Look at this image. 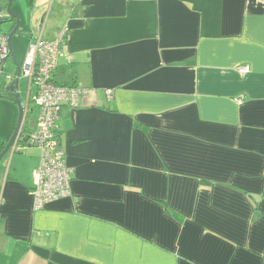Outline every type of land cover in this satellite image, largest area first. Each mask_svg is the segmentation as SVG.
<instances>
[{
	"label": "crops",
	"instance_id": "obj_1",
	"mask_svg": "<svg viewBox=\"0 0 264 264\" xmlns=\"http://www.w3.org/2000/svg\"><path fill=\"white\" fill-rule=\"evenodd\" d=\"M30 4L25 49L65 29L53 77L87 92L56 121L69 194L36 209L0 167V264H264V0Z\"/></svg>",
	"mask_w": 264,
	"mask_h": 264
},
{
	"label": "built area",
	"instance_id": "obj_2",
	"mask_svg": "<svg viewBox=\"0 0 264 264\" xmlns=\"http://www.w3.org/2000/svg\"><path fill=\"white\" fill-rule=\"evenodd\" d=\"M66 30H62L55 39L46 40L40 35H32L24 52L20 74L27 80L28 89L33 91V102L38 107L34 129L29 131L25 140L17 136L9 148L11 153L19 151L23 145L40 149L39 160L32 171L33 186L30 190L34 198V207L41 208L44 203L69 194L71 170L65 162L60 146V135L56 121L64 105L76 106L86 88L69 84H57L52 81L57 67ZM8 53L5 37H0V65ZM249 67L239 66L237 71L245 73ZM1 72V67H0ZM11 73L6 74L10 79ZM107 96L110 90H106ZM21 123L20 130L22 129ZM264 259V251L262 252Z\"/></svg>",
	"mask_w": 264,
	"mask_h": 264
},
{
	"label": "rangeland",
	"instance_id": "obj_3",
	"mask_svg": "<svg viewBox=\"0 0 264 264\" xmlns=\"http://www.w3.org/2000/svg\"><path fill=\"white\" fill-rule=\"evenodd\" d=\"M8 3V0H0V6L5 11V7ZM30 0H11L10 10L18 15L19 17V26L16 32L11 36V50L13 56H9L6 61L2 62L0 67L3 68L2 76H5L6 73H14L16 71L17 65H22L23 54L25 52L26 45V32L21 31L22 24L28 22L30 17ZM50 21H56V18L50 19ZM46 20L44 24L45 27L51 29L53 24ZM46 23H48L46 25ZM12 22L3 23L1 26L2 33H8L11 30ZM41 27V25H40ZM43 27V25H42ZM22 78V77H20ZM20 87H19V97L22 101V104H25L26 100V82L25 79H20ZM29 111L28 116L26 118L28 122V127H32V123L36 120L38 107L31 100L28 103ZM18 118V107L17 104L13 100L5 99L0 96V136L7 140L14 128ZM28 130V129H27ZM25 136V132H23L20 136L21 139ZM40 149L36 146L31 145H23L19 151L11 153L9 150L3 155L0 160V167L6 166V162L11 157V166L13 165H22L24 168V174L26 171L31 178L33 184L32 171L37 165L39 160ZM34 167V168H33ZM33 168V169H32Z\"/></svg>",
	"mask_w": 264,
	"mask_h": 264
},
{
	"label": "water",
	"instance_id": "obj_4",
	"mask_svg": "<svg viewBox=\"0 0 264 264\" xmlns=\"http://www.w3.org/2000/svg\"><path fill=\"white\" fill-rule=\"evenodd\" d=\"M10 5H11V0H8V3L5 7V11L0 6V37H5L6 46L8 48V53L3 61H6L10 55L13 56L10 41H11V36L16 32L19 26V17L17 14H15L14 12L10 10ZM6 22H12L11 30L8 33H2L1 26L3 23H6ZM16 70H17V74H16L14 81H16V78L19 72L18 65H17ZM3 91L6 93H11L13 95L14 102L17 104V107H18V118H17L15 128L11 136L7 139V141L5 142L4 148L0 151V160L3 157V155L9 150L14 139L21 134L20 126H21L23 118L25 117L24 106L22 105L21 99L19 97V91L16 85H13V82H10L7 86L3 88Z\"/></svg>",
	"mask_w": 264,
	"mask_h": 264
},
{
	"label": "flooded vegetation",
	"instance_id": "obj_5",
	"mask_svg": "<svg viewBox=\"0 0 264 264\" xmlns=\"http://www.w3.org/2000/svg\"><path fill=\"white\" fill-rule=\"evenodd\" d=\"M2 62H4V61H2ZM22 62H23V60H22ZM20 67L21 66H19V72H18V76H17V78H16V81H14V79H15V77H16V74H17V70L14 72V73H11L12 74V77L10 78V79H7L6 78V74H8V73H6L5 74V76H2V73H3V68H1V72H0V91H3V88L5 87V86H7L10 82H13V85H16V87H17V89H18V91H19V87H20V79H23V77L21 76V74H20ZM20 77H22V78H20ZM13 100H14V97H13ZM5 142L6 141H4V145H5ZM4 148V147H3ZM2 148V149H3Z\"/></svg>",
	"mask_w": 264,
	"mask_h": 264
},
{
	"label": "trees",
	"instance_id": "obj_6",
	"mask_svg": "<svg viewBox=\"0 0 264 264\" xmlns=\"http://www.w3.org/2000/svg\"><path fill=\"white\" fill-rule=\"evenodd\" d=\"M52 81L55 82V83H57V84H64V83L57 82L53 76H52ZM69 85H74V84H69ZM0 96L1 97H4L5 99L13 100V95L11 93H6L4 91H0ZM21 131H22V133L26 131V129L24 128V126H22ZM26 136H27V134H25V136L21 140H25ZM3 147H4V141L0 139V151L2 150ZM257 212H258V208H257V205H256L255 206V215L258 214Z\"/></svg>",
	"mask_w": 264,
	"mask_h": 264
}]
</instances>
